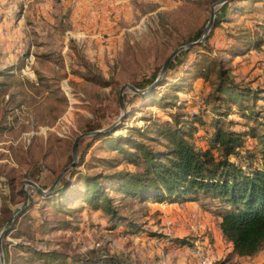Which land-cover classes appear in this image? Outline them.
<instances>
[{
  "label": "rangeland",
  "instance_id": "rangeland-1",
  "mask_svg": "<svg viewBox=\"0 0 264 264\" xmlns=\"http://www.w3.org/2000/svg\"><path fill=\"white\" fill-rule=\"evenodd\" d=\"M216 1L0 0L3 221L24 203V180L49 188L73 161V144L79 135L106 128L124 114L120 105L123 85L148 88L141 87L146 86L147 80L157 79L167 58L177 48L198 40ZM261 5L264 6V0L257 4ZM214 9L215 20L221 18V25L210 33L211 49L190 47L189 52L181 51L170 63L169 75L144 93L128 87L124 90L126 115L111 131L114 136L126 137L122 139L125 149L133 147L130 139L144 142L155 151L165 149L167 141L155 132L156 125L152 123L171 120L170 113H185L187 116L181 119L190 121L195 114L207 110L205 125L195 124L201 128L195 137L202 147L207 146L205 137L213 136L217 130L215 116L221 124L241 121L252 125L256 122L242 113L247 110L252 113L253 109L257 112L255 117L264 122V99L248 101L243 109L225 104L222 112L228 115L224 116L216 114L205 102L204 97L213 89L211 81L194 80L191 90L181 92L174 85L183 75L192 76L195 63L204 60L205 55L224 57L235 82L264 85V45L249 46L246 37L239 42L240 55L220 51L233 44L232 34L253 39L263 36L260 19L239 15L231 7L225 11L219 5ZM215 78L216 72L211 74V79ZM162 96L175 104L161 107L158 100ZM110 137L99 140L93 135L83 137L78 146L77 169L88 175L142 171L143 165L129 164L124 152L112 149ZM256 142L252 136L248 139L250 145ZM82 156L84 161H80ZM73 169L58 187L78 180L80 173L71 175ZM26 189L30 192L29 205L24 214L16 217L14 229L6 233L2 242L4 257L5 248L13 258L17 256L16 263L11 264H43L33 252L27 251V246L42 251L58 250L75 261L95 253L101 259L116 256L123 264H261L263 254L264 264L262 251L239 262L237 254L228 251L229 247L222 242L219 253L213 241L218 218L222 219L214 214L215 206L208 200L155 203L111 189L108 194L119 214L137 224L134 227L125 221L114 227L105 211L93 210L85 201L76 200L71 206L78 209L63 211L51 206L45 200L47 196L39 195L32 186L26 185ZM6 205L11 213H5ZM176 238L186 239L190 244L180 245L174 241ZM18 244L27 249L22 251ZM70 257L67 264H78Z\"/></svg>",
  "mask_w": 264,
  "mask_h": 264
},
{
  "label": "trees",
  "instance_id": "trees-1",
  "mask_svg": "<svg viewBox=\"0 0 264 264\" xmlns=\"http://www.w3.org/2000/svg\"><path fill=\"white\" fill-rule=\"evenodd\" d=\"M237 1V2H236ZM242 1H250L248 6H242ZM261 0H234L223 6L224 10L228 7L239 15H251L259 18V26L264 29V6H257ZM233 7H232V6ZM259 16H257V15ZM226 18V15L224 16ZM221 25V18L215 21V28ZM234 39L229 47L221 48L220 51L228 55H240V40L247 39L250 46L258 48L264 45V35L257 38L250 36L231 35ZM199 39V38H198ZM211 49L210 38L204 42L191 47ZM191 49L186 50V52ZM205 55V54H204ZM224 57L204 56V60L195 63L193 75H183L177 84V91L191 90L193 81L203 78L211 81L213 89L206 94L205 102L211 106L216 114L228 115L222 112L225 104L232 103L241 109L247 106L248 101L256 102L264 99V85H244L235 82L230 75L229 68L225 65ZM172 68V67H170ZM216 72V78L211 79V74ZM169 74L166 72L161 81ZM155 81L154 78L147 80L146 88ZM137 86V85H136ZM140 94V93H139ZM177 97V96H175ZM158 104L163 108L173 106L174 101L169 97H159ZM154 106V105H153ZM252 109L251 107H249ZM252 113L248 110L242 115L248 117L255 124H243L241 121H229L221 124L218 118L217 130L213 136L205 137L207 146H199L195 137L201 128L195 126L198 122L201 126L205 125L204 114L207 110L197 113L192 120H182L185 113H170L171 120L157 121L155 132L166 139L165 149L159 151L152 150L144 142L134 139L128 140L133 145L131 149H125L122 142L124 136H114L113 131L93 135L95 140L105 136L113 150L120 149L125 153L129 164L144 166L142 171H117L113 173L84 174L78 170V165L71 171L80 173L78 180L68 185L56 188L53 193L45 198L49 204L59 210H76L71 206L74 201H85L93 210H103L107 213L109 220L114 227L119 223L128 221L131 226L137 227L133 221L119 214L112 204V198L108 191L113 189L119 193L128 195L131 198L151 201L155 203H186L198 202L207 203L215 206V213L221 217L219 224L223 237L233 246V253L239 256L253 257L259 252H264V122L255 117L257 113L253 109ZM214 117V116H213ZM228 125V128H225ZM240 127V128H239ZM257 139L256 144L250 145V137ZM216 150V151H215ZM217 152V154H216ZM84 156L80 161H84ZM23 193V191H21ZM41 195V193L39 194ZM5 213H11L8 205ZM25 212H23L24 214ZM10 217L7 216L3 221L0 218V231L4 223ZM17 221L7 231L14 229ZM69 224V222H66ZM46 224H50L47 222ZM175 242L180 245L190 244L186 239L176 238ZM22 251H25L23 244H18ZM28 252H33L36 259L43 264H67L69 255L58 250L42 251L27 246ZM25 249V250H24ZM91 256L72 262L78 264H123L116 256L98 258L100 254L92 253ZM5 258L7 264L16 263V258L11 256L8 248H5ZM102 261V262H97Z\"/></svg>",
  "mask_w": 264,
  "mask_h": 264
},
{
  "label": "water",
  "instance_id": "water-1",
  "mask_svg": "<svg viewBox=\"0 0 264 264\" xmlns=\"http://www.w3.org/2000/svg\"><path fill=\"white\" fill-rule=\"evenodd\" d=\"M233 0H218L216 2L213 3L212 6V13L211 16L209 18V21L207 23V25L205 26L201 36L199 37L198 40L190 42L186 45L180 46L179 48H177L166 60V62L164 63L159 76L157 77V79L146 89H139L136 86H134L133 84H125L122 86L121 90H120V105L121 108L124 112V114L113 124H111L110 126L103 128V129H99V130H93L90 132H86L83 133L81 135H79L73 144V149H72V155H73V161L66 166L62 172L60 173V175L56 178V180L53 182V184L47 188V189H43L39 184H37L35 181L30 180V179H26L24 180V185H23V191L25 193V201L24 203L19 206L16 210L13 211L11 217L8 219V221L5 223L3 229L0 232V264H5V257H4V252H3V247H2V242L3 239L7 233V231L11 228V226L13 225L16 217L24 212L28 205H29V200H30V192L26 189V185H30L32 186L37 192L43 194L44 196H48L51 193H53V191L56 189V187L58 186V184L60 183V181L63 179V177L71 170L73 169L77 163L79 162V154H78V146H79V142L80 140L85 137V136H90V135H97L100 133H105V132H109L111 130H115V128L118 126L119 123H121V121L124 119L125 115H126V111H125V106H124V90L128 87L130 89H132L134 92L136 93H144L152 88H154L158 82L161 81V79L164 77V75L166 74V72L169 69L170 63L172 62V60L174 59V57L176 55H178L181 51L188 49L190 47H193L195 45H198L202 42H204L209 36L211 31L213 30V28L215 27V18H216V11H215V7L216 6H224L225 4L232 2Z\"/></svg>",
  "mask_w": 264,
  "mask_h": 264
},
{
  "label": "crops",
  "instance_id": "crops-1",
  "mask_svg": "<svg viewBox=\"0 0 264 264\" xmlns=\"http://www.w3.org/2000/svg\"><path fill=\"white\" fill-rule=\"evenodd\" d=\"M220 222H221V220H220V218H218V231H217V236H216V239H214V241H213L214 247H216L218 249L220 247L221 243L224 242L229 247V250L228 251H232L233 252V246H232V244L229 241H227L223 237V235H222L221 228L219 226ZM218 251H219V253L221 252L220 249H218ZM262 256H263V254H262ZM262 256H260V259L262 258L261 259L262 260L261 264L263 263V257ZM244 257L245 256H239V255H237L236 260L239 258V262H242L243 261L242 258H244Z\"/></svg>",
  "mask_w": 264,
  "mask_h": 264
}]
</instances>
